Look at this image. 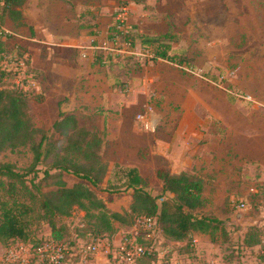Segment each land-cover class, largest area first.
<instances>
[{
    "label": "rangeland",
    "instance_id": "rangeland-1",
    "mask_svg": "<svg viewBox=\"0 0 264 264\" xmlns=\"http://www.w3.org/2000/svg\"><path fill=\"white\" fill-rule=\"evenodd\" d=\"M123 6L126 12L120 10ZM23 13L25 24L17 26L7 19L2 25L7 34H2L7 52L23 53L34 73L38 85L32 92L34 121L51 134L63 112L75 109L90 124L101 122L97 114L105 115L106 125L89 126L98 127L106 138L103 154L108 169L102 183L112 193L102 194L112 197L110 209L125 212L132 201L131 190L124 185L126 161L146 158L156 138L177 135V125H196L194 138L207 156L196 157V152L193 169L208 177L209 191L218 198L232 197L235 210L236 221L227 223L235 240L222 249L233 253L232 264H259L260 245L247 246L243 239L250 223L264 225V0H27ZM119 15L125 30L116 35ZM80 26L88 28L81 32ZM80 33L86 48L78 61L66 44L74 43L72 37ZM163 49L176 59L152 57ZM64 51L78 62L75 66L71 60L64 62ZM183 57L189 59L182 62ZM9 80L6 76L1 83L10 85ZM45 87L50 88L47 95ZM54 159L51 153L38 161L28 145L0 155L26 183L39 182L44 190L54 186L47 176L56 171ZM144 166L151 191L160 194L163 180L157 168L152 161ZM17 185L22 187L21 180ZM85 213L76 207L63 217L73 237L86 222ZM116 223L125 229L120 241L133 238L129 224ZM49 240L50 225L34 216L29 238L23 241L37 249ZM18 241L0 238V264L8 246ZM80 241L94 240L87 236ZM72 247L65 264H94L103 253L85 258L77 244ZM157 247L159 258L152 264H202L192 256L191 260L180 256L177 241L162 237ZM218 249L215 245L211 251ZM105 255L108 264H134ZM35 262L46 264L39 257Z\"/></svg>",
    "mask_w": 264,
    "mask_h": 264
},
{
    "label": "trees",
    "instance_id": "trees-1",
    "mask_svg": "<svg viewBox=\"0 0 264 264\" xmlns=\"http://www.w3.org/2000/svg\"><path fill=\"white\" fill-rule=\"evenodd\" d=\"M27 0H0V52L7 51L2 33L7 19L17 26L25 24L23 6ZM120 34L123 31L114 27ZM7 34V32H6ZM19 54L24 57L23 53ZM2 56V55H1ZM175 60L167 49L155 51L158 57ZM99 60L102 56H98ZM174 58V59H173ZM189 58L179 60L186 62ZM28 63V57H26ZM29 65V64H28ZM14 70L0 65V155L18 146L28 145L38 161L54 153L53 167L49 173L53 178V187L44 190L39 182L32 186L26 183L23 174L16 171L12 163L0 160V238L27 240L30 224L34 216L45 220L51 227V240L66 242L79 247L83 237H92L94 241L115 235L119 226L116 221L135 224L140 215L157 216L158 223L166 239L181 241L179 249L190 248L196 231L208 233L213 241L219 237L229 238L225 221L218 216L205 212L209 198L203 192L207 184L204 176L188 172H172L164 167L157 169V176L163 180L162 191L154 194L148 179L136 166H128L124 185L131 190L132 201L125 212L113 211L108 205L109 195L102 192L108 186L103 185L107 174V162L103 149L106 138L96 126L81 122L76 111L63 112L49 130L37 126L32 113L33 90L20 88L14 81ZM10 77L11 84L3 85L2 79ZM37 100H40L38 95ZM6 176V179L2 178ZM66 176L75 179L68 183ZM21 180L22 187L17 185ZM27 195L30 201L20 199ZM162 197V200H159ZM76 207L86 211V222L71 234L68 223L63 217L70 216ZM73 238V239H71ZM79 241H77V240ZM141 242H146L138 237ZM93 242V241H92ZM85 243V242H84ZM244 243L260 245V263L264 264V234L262 225L250 224ZM158 252L148 253L137 258L135 264H152L158 260Z\"/></svg>",
    "mask_w": 264,
    "mask_h": 264
},
{
    "label": "crops",
    "instance_id": "crops-1",
    "mask_svg": "<svg viewBox=\"0 0 264 264\" xmlns=\"http://www.w3.org/2000/svg\"><path fill=\"white\" fill-rule=\"evenodd\" d=\"M87 28L88 27L80 26L79 29L81 30V32H84L85 29H87ZM72 38L75 39V41L71 39L72 41H74V43L69 42V44H66V46H69L70 52H73L78 57V55L79 54L81 55L82 52L85 51V48H86L81 41L84 39V34L80 33L77 36H74ZM58 44H60V43H58ZM92 47H93V45H92ZM64 55L66 56L64 59L65 63H66V61H69V60L73 61L72 64H74V66L78 63L75 61V59L70 58L68 51H64ZM48 58H50V57H48ZM78 58H77V60L80 61V58L79 59ZM49 89L50 88L45 87V94L46 95H47V91ZM81 94H83V93H80L79 97H81ZM68 95H70V93H68ZM70 111H76V110L74 109V110H70ZM70 111H68V112H70ZM98 115H101V122L100 123H98V121L97 122L95 121L93 123L91 122V124H90V123L85 121V118H84L85 115L84 114H81V117H83V119H84L83 123H87L88 125H106L105 115L104 114H97V117H98ZM87 117H90V115H87ZM91 118H93L92 115H91ZM177 126L178 127L175 129V133H177V135H175L171 139L162 140V139L156 138L154 140L156 143H153L152 148L150 147L151 151L149 152V154H147L146 158H138V159H136V161L130 160V161H126L125 163H127L129 166L138 167L140 170V173L143 176H145L146 178H147V175H149V174H146V172H145L146 168L144 166L145 162H147V161H150V162L152 161V163L154 164V166L157 169L160 167H164V168H166L172 172H178V173L181 172L182 170L188 169L189 171H191V173L200 174V172H196L193 169V167H194L193 165L196 161L194 154L196 152H199V156L197 155L196 157L205 158V156H207V153H205L202 150L199 151L201 146L196 141L197 139L194 138V135H193L196 125H177ZM156 146H157V148H154ZM160 146H162L165 149L161 150ZM200 154H202V156H200ZM201 161H203V159ZM151 171H152V169H151ZM153 171H155V169ZM202 176H204L207 180V184H206V187L204 189L203 194L209 198V203H208L207 207H205V212L209 213L211 215H214V216H218L225 221L224 223H225L226 229L228 231L229 238L227 237L226 240H223V237L220 236L217 241H213L208 233L196 231L193 234L194 239L190 245V248H184L183 247L182 250L178 249V253L180 256H183V257L187 258L188 260H191L192 257H193V259L195 258L199 261L201 260L202 264H232V263H234V262H231L233 260V257H234L233 253L228 255L225 252V250L222 249L223 245L229 244L230 242L233 243L235 240L232 236V232L230 231L229 227L227 226L228 222L236 221V219H234L235 218V210L233 209V207L229 201V200H231L232 197H227L224 199L218 198L215 195V193H212L209 191L208 177H206L203 174H202ZM162 186H163V184H162ZM218 189H219V187H217V190ZM210 207H213V209L215 211L214 213L210 212V209H209ZM250 224H258V223L252 222ZM258 225H260V224H258ZM127 227H131L130 230H132V231H130V232H133L132 233L133 237L138 236L137 235L138 229H137V227L134 226V224H132V226H130V224H129ZM124 230H125L124 228H120L118 230V232L115 235H113L111 238L106 237L105 239L111 240L112 242H115V243H118L121 239V236H122ZM245 234H244V238H245ZM178 242L180 244L184 243L181 241H178ZM243 243H244V239H243ZM244 244L247 245L246 243H244ZM215 245L218 246V248H220V249H218V253L211 251ZM247 246H254V245H247ZM197 255H198V257H197ZM108 261H109L108 257L103 252L97 256V260L93 263L94 264H108Z\"/></svg>",
    "mask_w": 264,
    "mask_h": 264
},
{
    "label": "built area",
    "instance_id": "built-area-1",
    "mask_svg": "<svg viewBox=\"0 0 264 264\" xmlns=\"http://www.w3.org/2000/svg\"><path fill=\"white\" fill-rule=\"evenodd\" d=\"M127 7L123 6L121 11L126 12ZM119 15L116 28L123 31L125 27L123 16ZM7 32V30H5ZM13 32V31H12ZM118 32H115V34ZM119 34V33H118ZM117 35V34H116ZM0 65L2 68L14 70V81L16 84L25 90H33L38 88L34 73L30 71L26 57L19 53L10 54L7 51L2 52ZM155 56V53L152 57ZM244 205V203H241ZM138 229L137 237H127L120 241L116 247H113L111 242L105 238L90 243H82L77 248V252L82 257H88L98 252H104L107 255H113L114 258L120 261L135 262L138 257L158 252L157 242L164 237L162 229L158 223L157 216L140 215L134 224ZM264 234V225H262ZM138 237H142L146 242H141ZM66 242H57L53 240L46 241L33 249L32 245L26 241H18L8 246L2 264H36L35 258L46 264H65L70 253L74 249Z\"/></svg>",
    "mask_w": 264,
    "mask_h": 264
}]
</instances>
